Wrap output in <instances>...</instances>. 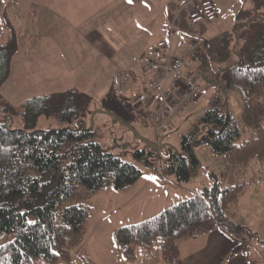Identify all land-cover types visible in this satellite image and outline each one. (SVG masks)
<instances>
[{
  "label": "trees",
  "instance_id": "1",
  "mask_svg": "<svg viewBox=\"0 0 264 264\" xmlns=\"http://www.w3.org/2000/svg\"><path fill=\"white\" fill-rule=\"evenodd\" d=\"M19 2L2 0L0 5V30L5 37L0 42V88L10 76L13 55L19 48L35 53L40 40L39 33L12 23L11 9ZM36 15L35 10L31 19ZM16 17L21 16L16 12ZM199 41L220 91L224 96L239 94L243 107L236 112L217 98L199 124L182 137L181 150L169 148L167 172L180 183L194 178L200 168L195 146L201 143L225 161L226 169L221 180L199 194L149 219L116 228L115 246L128 263L144 252L158 253L164 264H183L181 242L220 229L238 242L232 255H244L248 264H264L253 257L255 243L264 240L234 220L235 208L255 179L223 185L238 169L253 168L259 179L264 178V0H243L230 30ZM164 58L158 53L150 60L157 63ZM150 66L158 76V66ZM3 103L6 110L14 111L8 101ZM89 104L87 93L70 88L35 96L24 105L26 124L45 114L64 122L79 120L76 128L28 131L12 128L10 114L0 118V240L13 235L0 245V264H34L36 259L59 264L62 253L82 242L89 221L87 204H69L78 190H121L142 177L141 169L107 151L96 141L93 128L84 126ZM140 155L147 154L139 151Z\"/></svg>",
  "mask_w": 264,
  "mask_h": 264
},
{
  "label": "rangeland",
  "instance_id": "2",
  "mask_svg": "<svg viewBox=\"0 0 264 264\" xmlns=\"http://www.w3.org/2000/svg\"><path fill=\"white\" fill-rule=\"evenodd\" d=\"M242 2L243 0H186L179 8H171L174 14L170 18L166 15V18H169L166 21V24H169L167 30L163 28L161 31L164 22L159 21L155 43L158 44L162 40L179 43L178 40L181 39L183 44H179L180 48L183 50L188 47L194 37L189 35L192 32L187 33L182 29L195 31V17L197 22L199 21L196 25L200 28V33L208 32L206 36L197 34L199 37L195 38L198 41L221 32L219 30L231 29ZM127 3H131V0H20L18 6L11 9L15 27L21 25L39 33L40 40L35 53L29 54L19 48L13 55L10 76L0 88V118L10 114L12 128L28 131L76 128L79 126V120L64 122L57 116L40 114L34 124H26L24 119V105L27 100L76 88L90 96L89 108L82 118L84 126L93 128L96 141L107 151L134 164L143 172L138 184L127 190L134 204L132 213H128V209L120 208L124 194L114 188H103L94 193H88L84 189L78 190L77 198L69 204H87L90 207L89 221L82 242L78 245L79 250L76 251L75 247L69 253H62L59 264H164L157 259L158 253L144 252H139L136 262H126L115 246L114 230L149 219L167 208L156 211L149 206L158 204L160 199L169 195L167 186H170L164 184L166 178L163 176L167 171L169 148L181 150L182 137L199 124L202 116L217 98L222 102L226 100L236 112H240L243 107L239 94H222L215 82L213 71L203 57L204 44L199 41L196 53L199 57L191 60L188 68L198 82L202 96L178 112L169 130L159 134L150 120L151 113L156 109L150 88L155 71H152L150 65L154 63L159 66L163 60L152 63L150 58L142 57L138 63L141 68L139 78L131 77L125 71L112 78L115 69L128 66L130 61H121L124 47L115 31V25L108 19H114L111 11L119 5L132 8L125 6ZM106 4L107 8H104ZM209 4L217 10L221 29L214 30V25L212 26L214 12L208 10ZM35 10L37 15L32 20L30 14ZM16 12L21 17L15 18ZM201 29L207 31L201 32ZM165 31L169 33L168 38H165ZM125 33L129 34L128 31ZM0 35L2 42L5 39L2 30ZM141 36L144 38L142 32ZM130 48L127 46V49ZM171 48L177 58L183 57L176 54L180 51L178 46ZM5 100L14 106V111L4 108L7 105L3 103ZM139 151H145L147 155L138 156ZM195 153L200 161L197 175L190 181L179 184L184 190L199 193L202 191L201 182L213 184L221 180L226 163L203 143L195 146ZM260 176L253 168L247 171L238 169L223 185L255 179L256 183L242 196L238 213L245 225L258 232L260 239L264 240V178L259 179ZM175 179L174 176L170 178L171 181L177 182ZM158 181L161 185L164 184L160 188L161 191L151 185ZM164 187L165 190L162 191ZM145 196H149L151 200L136 203V198ZM124 197L127 198V194ZM12 239L13 235H8L0 240V245ZM254 247L257 252L253 253V257L264 260V243L256 242ZM34 264L46 263L36 259Z\"/></svg>",
  "mask_w": 264,
  "mask_h": 264
},
{
  "label": "crops",
  "instance_id": "3",
  "mask_svg": "<svg viewBox=\"0 0 264 264\" xmlns=\"http://www.w3.org/2000/svg\"><path fill=\"white\" fill-rule=\"evenodd\" d=\"M185 1L186 0H131V3H127L125 6L132 8H124V6L119 5L118 8L112 9L111 13H113L114 19L112 20L110 18L108 19V21L111 22V24L115 25V31L120 36V42H122V45L124 47L120 59L121 61L124 62H126L125 60L130 61L129 62L130 64L128 66L115 69L112 72V78H116L119 74H121L124 71L126 72L127 75L129 74L131 77L137 76L139 78L141 68L138 66V63L142 57L151 58V56H156V54L160 53V55L165 56V58L168 56L177 58V56L174 55V50H172L171 47L175 46L176 48L178 46L180 48L181 45L179 44H183V41L179 39L178 40L180 41L179 43L178 42L171 43L168 42V40L166 41L162 40L157 44L155 43L156 42L155 34H156V29H158L159 31L158 25L160 20L164 22V24L161 25L162 27L161 31L163 28L164 29L166 28L165 30L168 29L169 24H166L167 23L166 21H168L169 18L172 16V14H174V12L171 11V8L172 7H175V9L179 8ZM1 2L2 0H0V5ZM104 8H107V4L104 6ZM208 10L214 12V19H211L212 26L214 25V30L221 29L216 8L213 7L211 4H209ZM104 13L107 12L104 11ZM166 15H169V18H166ZM156 16L158 17L155 19ZM198 23L199 21L197 22L195 17L193 24L195 25L194 26L195 31H190V30L188 31L186 30L187 28H183L182 31H186L187 33L192 32L189 35L193 36L194 37L193 39H196L195 37H199L197 36V34L206 36L208 32L200 33L199 31L200 28L198 29V25H196ZM187 25L190 26L189 24ZM17 27H22V26L18 25ZM125 31H128L129 34H126ZM202 31L203 30L201 29V32ZM219 31L223 32L222 30ZM141 32L143 33L144 38L141 36ZM221 32L218 33L211 32L214 33L211 37H214L220 34ZM164 34H165V38L166 37L168 38V34H169L168 31H165ZM211 37L208 36L205 39H209ZM91 42L95 43V41L92 40ZM127 46H130L131 48L127 49ZM189 47L190 45L186 48L184 47L183 50L182 48H180V51L178 52L175 51V52L178 56L180 55V57L184 56L188 51ZM160 48L162 50H160ZM106 55L109 56V53H107ZM189 69L190 68L188 67L186 68L188 72ZM166 172L164 173L165 175H163L166 178L164 184H168L171 188L170 189L167 186V189L169 190L168 193L169 195L167 198L160 199L158 204L149 206L150 209H156V211L157 210L159 211L164 207L168 208L169 206L175 204L180 200L186 199L192 195L200 193V192L199 193L192 192V190H184L178 181L174 182L170 180V178L173 176L175 177V175H171L168 172L167 173ZM142 177H143V172H142ZM142 177L133 185L121 190H117V192L124 194L122 198L123 203L120 205V208H122L123 210L128 209V213L134 212V208H133L134 204H132V200L131 198H129L130 193L127 190L128 188H133V186L137 185L138 182L142 179ZM153 183L154 184L151 185L157 188L158 191H161L160 188L164 184L161 185L160 181ZM211 185L212 184L206 181L201 182L202 190L204 187L207 186L209 187ZM164 190L165 187L162 188V191ZM126 194H127V198L124 197L126 196ZM149 200H151L149 196H145L144 198H136V203L140 204L142 202H147ZM238 206L239 204L234 210V214H235L234 220L240 224L245 225L246 223L243 222V219L239 216ZM237 243L238 242L234 237L218 229L209 234L202 235L196 239L183 241L179 244V248L183 259V264H248V259L244 255H232V251L236 247ZM78 248L79 247H76V251L79 250ZM254 251L257 252L256 247H254Z\"/></svg>",
  "mask_w": 264,
  "mask_h": 264
},
{
  "label": "built area",
  "instance_id": "4",
  "mask_svg": "<svg viewBox=\"0 0 264 264\" xmlns=\"http://www.w3.org/2000/svg\"><path fill=\"white\" fill-rule=\"evenodd\" d=\"M197 42H192L190 50L182 58L168 57L160 62L158 76L153 77L150 87L156 100V109L150 120L158 133L169 130L175 115L185 106L195 102L202 91L188 72H183L187 63L198 57ZM199 53V52H198Z\"/></svg>",
  "mask_w": 264,
  "mask_h": 264
}]
</instances>
